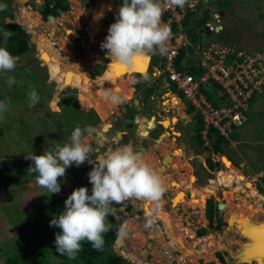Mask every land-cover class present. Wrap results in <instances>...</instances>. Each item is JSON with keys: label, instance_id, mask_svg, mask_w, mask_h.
Instances as JSON below:
<instances>
[{"label": "rangeland", "instance_id": "374dc122", "mask_svg": "<svg viewBox=\"0 0 264 264\" xmlns=\"http://www.w3.org/2000/svg\"><path fill=\"white\" fill-rule=\"evenodd\" d=\"M102 1L68 0L69 9L60 12L56 17V23L48 21L39 23L34 12L39 14L43 0H13L14 17L5 18L0 24L1 30L4 27L10 29V24L13 22L18 23L31 34L33 42V46L19 56L14 71L0 72V100L9 103L8 111L0 119L4 131L0 137V264H4V252L13 247L19 236L30 230L40 213L47 211L54 195L37 184V173L27 171L33 162L25 159L26 155L31 153L42 155L48 148L55 150L58 146L62 147L63 143L68 142L67 138L77 126L81 128L92 126L96 130L93 135L86 138V142L93 148V156L90 157L92 161L110 150L131 145L134 151L139 152L149 166L158 172L166 187L159 201L135 198L127 200L136 207L142 202L149 203L153 206L152 209L163 207L166 211L165 215L169 214V216L166 219L165 215H158L160 227L156 232H151L149 226L141 227L142 233L139 236L137 234L140 229L129 221L127 229L130 233L125 237L124 246L118 248L119 252L128 250L136 255L129 256L130 258L138 263L142 262V259L146 260L148 262L146 264H170L167 259L170 254L173 257V264H230V262L258 264L254 259L243 262L238 257L236 251L249 242L251 237L242 231L239 222L235 231L226 226L227 208H217L212 224H209L206 209L209 201L218 207V204L224 203V196H228L230 203L236 204L235 218L247 217L246 220L263 225L264 201L250 195L249 187L243 184V179L247 180L258 187L259 192L264 195L261 186L264 182L262 176L255 180L252 176L246 179L242 172L246 165L240 167L242 171L236 167L238 177L242 178V181L238 180L233 189L220 184L222 178L219 172L229 170L222 156L233 160L234 155L239 156L238 152H240L248 158L251 167L255 170L261 168L260 173L263 174L264 88L260 97L255 99L247 120L233 130L231 134L235 141L233 148L228 144L225 152L221 154H212L207 149L197 150L194 147L193 136L195 119L186 113V102L177 93L180 100L176 98L177 96L169 99L164 95L165 89L161 84L153 86L152 78L148 73L144 75L131 73L124 76L126 79L124 88L129 95L126 97L120 94L126 98L125 102L115 105L99 94L100 86L96 84V80L94 83L90 81L82 86L80 83L82 80L74 81L71 78L73 73H81L75 72L80 71L81 67L74 71L70 70L72 73L65 71L73 65L83 64L87 69L90 68L91 72L86 73L90 79L102 73L105 77L111 56H108L106 49L101 48V43L105 41L110 25L116 22L123 0H108L112 4L111 12H108L107 6ZM229 2L230 5L220 12L212 7L211 1L208 2L212 8L207 21L218 24L215 17L219 15L222 28L217 32L210 30L209 35H204L222 44L228 43L232 46L235 44L245 51L263 50L264 52V0H229ZM194 12L196 15L201 13L199 8ZM71 29L76 30L79 36ZM89 35L96 40H90ZM196 35L199 39L205 37L198 32ZM50 44L53 48H50ZM49 48L51 53L46 52ZM9 77H15L16 83L9 86L7 83ZM104 79L108 80L106 77ZM92 85L95 91L92 90ZM103 88L120 90L117 81L112 82L111 85L105 81ZM148 88H151L152 94L146 101L143 96ZM33 89L38 92L39 102L30 107L28 93ZM146 94H149L148 90ZM212 100L219 104L220 96H215ZM69 105L72 106V113L75 112L74 109H78L81 116L75 117L72 113V116H67ZM100 109H102L101 115H97L96 112L99 113ZM128 111L133 118L129 119ZM138 116L146 120L143 119L141 122ZM150 116H154L155 119L156 126L153 129L151 127L154 122L153 119H149ZM161 120H164L165 125H168L167 120L171 122L164 128L159 123ZM143 121L144 124H141ZM102 124L106 127L104 132L106 139L100 144ZM140 128L144 130L140 131ZM163 142L166 146L161 148L168 151L165 158L157 150V144ZM203 145L206 146L205 143ZM211 145L212 143L208 142L207 147ZM174 156H177V161L180 156L181 163L178 167H175ZM215 157L219 160H215ZM207 159L213 163L219 162L217 167L219 169L215 167L210 169ZM236 165L238 166L237 163ZM92 168L93 163L85 162L79 167L73 164L66 170V177L60 178L61 191L55 194L57 201L54 210L51 213L45 212L41 221L49 216L60 215L65 210V200L76 188L87 187L91 195L92 184L89 183L88 173ZM187 168H190L189 173ZM184 175L185 196L182 202H179L178 198L174 201L175 193L182 189L179 176ZM190 188L198 194L197 196H205V199L199 202L198 197L190 193ZM127 201L123 205L113 204L115 213H118ZM172 208L176 210L173 216L175 218L180 216L179 227L185 239L188 242L196 241L195 248H198L203 236L207 237L211 234L209 247L213 245L212 257H214L211 261L206 258H196L194 261L181 262L178 259L181 254L180 249L165 248L173 245L169 241L175 244L180 242V236L170 219ZM145 216L149 222L152 221L151 212H147ZM140 217H144L143 214ZM217 218L222 220L220 228H215ZM132 230H136L137 234ZM61 231L58 227L51 226L48 229V237L55 238L56 233ZM195 232L203 236H197ZM166 235L169 241L164 237ZM165 250L168 252L164 253ZM202 251L205 255L211 253L207 249ZM217 253L221 254L223 263L216 257ZM55 254L51 257V261L54 264H63L66 258L57 251Z\"/></svg>", "mask_w": 264, "mask_h": 264}, {"label": "clouds", "instance_id": "9594fccd", "mask_svg": "<svg viewBox=\"0 0 264 264\" xmlns=\"http://www.w3.org/2000/svg\"><path fill=\"white\" fill-rule=\"evenodd\" d=\"M165 2L167 6L183 8L188 0ZM6 7L0 4V11L6 10ZM164 7L161 0H123L118 18L110 25L101 48L107 50L114 62L129 65L139 56L166 54L171 29L162 23ZM49 22L57 21L55 17H49ZM12 34L4 30V40L7 41ZM19 59L6 47H0V72L14 71ZM95 80L102 97L115 105L125 102L126 98L119 92L103 88L105 80L102 77ZM7 83L9 86L15 84V77H9ZM28 96L30 107L39 102L35 89ZM8 109L9 103L0 100V119ZM95 132L92 126H77L62 147L58 146L55 150L48 148L42 155L31 153L25 157L33 162L27 171L37 173V184L51 194L61 191L60 178L66 177V170L73 164L79 167L85 162L93 163L88 173L89 183L92 184L91 195L87 187L76 188L65 200V210L50 221V226L62 230L55 236L56 251L69 259H75L83 241L97 250H103L104 233L110 228L108 217L115 213L113 204L123 205L133 198L159 201L166 191L162 177L131 145L110 150L92 161L93 148L86 138Z\"/></svg>", "mask_w": 264, "mask_h": 264}, {"label": "built area", "instance_id": "2783aa9c", "mask_svg": "<svg viewBox=\"0 0 264 264\" xmlns=\"http://www.w3.org/2000/svg\"><path fill=\"white\" fill-rule=\"evenodd\" d=\"M197 2L198 0H188V3L180 8L167 6L165 0H161V3L165 5L162 23L170 27L171 36L167 41L166 54L149 55L148 74L154 85H162L165 89L164 95L169 99L176 97V93L182 94L183 98L181 97V99L194 106L203 121L201 135L206 145L209 142L206 136L207 131L213 128L217 134L224 138L227 146L233 147L235 145L231 135L233 130L241 126L247 119L253 106L252 98L262 94L264 55L262 53L252 54L216 41L192 42L183 28V20L189 12L196 10ZM215 19L218 24L208 21L202 24L197 32L206 30L215 32L214 27H218V30L222 28L219 15H216ZM182 48L185 49V54L180 64L183 67H195V74H192L189 68L179 70L175 67L174 59L178 57ZM203 85L207 87L204 90H202ZM212 86H215L219 92V94L216 93V96H220L219 104H215L209 97L211 95L209 88ZM215 158V160H219V158ZM261 186L264 189V182ZM139 211L144 217H140ZM129 213L128 221H132L137 229L149 226L151 232H156L160 227V219L152 217V221L149 222L141 205L139 207L133 205ZM114 217L116 221L121 218L117 214ZM132 231L134 234L136 233V230ZM127 233H130L128 229ZM164 237L167 239V235ZM165 252L168 251L165 250ZM167 259L170 264H173L171 254Z\"/></svg>", "mask_w": 264, "mask_h": 264}, {"label": "trees", "instance_id": "16d2710c", "mask_svg": "<svg viewBox=\"0 0 264 264\" xmlns=\"http://www.w3.org/2000/svg\"><path fill=\"white\" fill-rule=\"evenodd\" d=\"M12 1L13 0H0V4L7 6L6 10L0 11V24L3 23L5 18L12 19L14 17L15 7H13ZM209 1H211V4L213 5L212 7H214L216 11H221V10H223L224 7H228L230 5L229 0H206V1L198 0L196 10H197V8L200 9V11H201L200 15L195 14L197 11L196 12H189L188 15H186L184 20H183L184 21L183 22V28L185 29V32L187 33L190 40L194 43L201 42V41L202 42L206 41L205 43H207L209 40L214 41V40L208 39L207 36H205V35H209V34H206L204 31L198 32V33H202L203 36H205V37H203L204 39H199L198 36L196 35L199 27H201L202 24L208 22L207 19L210 16L209 11L212 8L211 4L208 3ZM68 9H69L68 0H43L42 4L40 6V9H39L40 15L35 13V12H34V14L37 16L39 23H41L42 21H45V22L48 21L49 22V17H55L56 18L57 16H59L60 12H66ZM40 16H41V18H40ZM21 18H22V16H21ZM4 30L11 31L13 33L12 36L7 39V41H5L4 37H3V31ZM220 44H222V43H220ZM223 45H229L230 46L231 44H228V43L225 44L224 43ZM32 46H33V42L31 41V34L29 32H27L25 29H23L21 27V25H19L18 23L13 22L10 24V29H7L4 27L3 29L0 30V47H6L13 55L20 56V55L24 54L26 51H28ZM233 46L236 49L244 50L243 48L238 47L235 44H233ZM50 48H53V45L50 44ZM50 48L46 50L48 53H51ZM257 51L255 50V51H247V52L252 53V54H256V53L260 52V51H258V52ZM260 53L264 54L263 50H261ZM184 54H185V49L184 48L180 49V53H179L178 57H176L174 59L175 67H177V69H179V70L189 68V71H191L192 74H195V72H196L195 67H193V66H188V67L181 66L180 62H181V59L183 58ZM79 67H82V69L80 71H75V72L87 73L88 71H90V68L87 69L82 64L73 65V66L69 67L68 69H66L65 71L71 72L72 70L73 71L77 70ZM71 73L68 74L70 77H71ZM129 74H131V73L124 74L115 80V82L116 81L118 82V88L120 89V90H117V92H119V94L125 95L126 97L129 95V93L124 88L126 86L125 85L126 79L124 78V76L129 75ZM97 77H102L103 79L105 78L104 73H102L101 75H99ZM71 78L74 81H77V79H75L73 77H71ZM96 78H94V79L89 78V80H87V81L82 79V81L80 83L82 86L86 85L87 82L89 83L90 81H93V83H94ZM104 80L111 85V83H112L111 81L106 80V79H104ZM70 81H71V79H70ZM204 88H207V87L205 85H203L202 90H204ZM209 89H210L209 91L211 94L209 97H210V99H212L213 97L216 96V93L218 91L215 88V86H212ZM92 90L95 91V89H93V85H92ZM96 90H97V88H96ZM147 90H148L149 94H146ZM146 92L144 93L143 98L147 101V98L149 99L151 97V94H152L151 88L146 89ZM218 94H219V92H218ZM179 95H180V97L183 98L182 94H179ZM256 98H258V96H254L251 101L254 102V100ZM91 102L93 104L92 100H91ZM67 108L69 109L67 116H72V115H74L75 117L81 116V112L78 109H74L75 112L72 113V106L69 105V107H67ZM101 112H102V109L99 110L100 115H101ZM71 113H72V115H71ZM186 113L191 115L192 118L195 119V126L193 128L194 133H195L193 135L194 139H195L194 147L197 150L207 149L212 154L224 153L225 148L227 147V144L225 143L224 138L221 135L217 134L216 133L217 131L213 128H210L207 131V135H206L209 142H211L212 145L210 147H207V145L206 146L203 145L204 140H203L202 135H201V131L203 130V121H202V118L197 114L194 106L191 105V103L186 102ZM249 113H248V115H249ZM248 115H247V118H248ZM3 133H4L3 128L0 125V137L3 135ZM162 146H166V143L163 142V143L157 144V150L159 152H161V154H163V158H165L168 155V151H165L164 149H162L161 148ZM178 154L179 153H177L176 155H178ZM170 155H171V153H170ZM178 158H179L178 161L181 160L180 157H178ZM178 161L175 160V167H178V165H180L181 161L180 162H178ZM207 163H208L210 169H213L214 167L217 168V167H219V164H220L219 162L213 163L209 159H207ZM217 169H219V168H217ZM189 171H190V168H187V173H189ZM262 179L264 180V173L262 175ZM179 180H180V182H182V183H179L180 186L182 187V189H180L178 192L175 193L174 201H176V199L178 198L179 202H182V200L185 196V187H184L185 175L179 176ZM190 193H192L194 196L198 197L199 202H202L203 199H205V196H201V197L197 196L198 194L193 192L191 190V188H190ZM52 197L53 198L51 199V203L49 204V206L47 207V211H45V212L51 213L54 210V205L56 204L57 198L55 197V194ZM223 202H224L223 208L226 207L228 210V214L226 216V226L229 227L231 230L235 231V227L238 226L237 223L234 221V218H235L234 212H235L236 204L230 203L231 200L228 196H224ZM140 205L142 208L146 209L148 212H151L150 207L145 206V204L143 202ZM130 208H131V205L127 206V209H130ZM162 210H164V209H162ZM216 210H217V205H214L211 201H209L207 209H206V216H207V219L209 220V224H212L213 215H214ZM175 211L176 210L174 208H172V210H170L171 221L173 223L174 229H176V231L178 232V234L180 236L181 242L175 244V242L169 241L173 245L166 246V247H170L173 249H175V248L180 249L181 254L178 257V259L181 262L186 261V260L194 261L196 258H206L208 261H211L213 259V257H212L213 256V254H212L213 253V245L211 244L209 247V239L211 238V234L206 237V236H203V234H201L199 232H195L197 236H203L202 242H200V243L198 242L199 246H198V248H195L196 246H194V245H195L196 241H189L188 242L185 239L184 234L181 232L182 229L179 227V220H178L180 218V216L175 218L173 216V212H175ZM45 212L40 213L37 220H35L33 225H31L30 230L27 231V233H25L24 235L19 236L17 241L14 243L13 247L9 251L4 252V264H54L51 261V257H54L56 255L55 254L56 245L54 243L55 238L50 239V237H48V233H49L48 229L51 227L50 221L55 217L49 216L45 220L41 221V219L45 215ZM114 215H115V213H114ZM114 215H110L108 217L107 222H108L109 226L112 225L113 227L110 226L109 231L104 233L105 243L103 246V250H97L89 242L83 241L82 245H81V250L76 254L75 259L68 260V257L65 255L63 257L66 259L63 260V264H130L121 255H118L117 253H115L111 249V244L113 243V241L115 239V235H116V228L114 226L116 224V220L114 218ZM56 217H58V216H56ZM202 218L204 219L203 215H202ZM230 220H232V223H230ZM127 223H129V221H127ZM127 223H126V228H127ZM221 223H222V220L220 218H217V220L215 222V228H220ZM139 234H141V229H140L139 233L137 234V236H139ZM202 249H207L209 252L211 250L212 252L209 255H205L204 252L202 251ZM216 255L220 261H223V258H222L220 253H217ZM127 256L129 257V256H136V255L128 253Z\"/></svg>", "mask_w": 264, "mask_h": 264}, {"label": "bare ground", "instance_id": "6f19581e", "mask_svg": "<svg viewBox=\"0 0 264 264\" xmlns=\"http://www.w3.org/2000/svg\"><path fill=\"white\" fill-rule=\"evenodd\" d=\"M102 2H104V4L107 6L108 12L109 11L111 12L112 11V4L110 3V1L103 0ZM89 39L93 41L94 38H93V36L89 35ZM94 40H96V39H94ZM48 56H50V54H48ZM109 59L110 60L108 61V67L106 68V71L107 72H106L105 77L109 81L111 80V82L112 81L115 82L116 79H118L120 76H122L124 74H127V73L139 72L140 74H143L144 75L146 73L147 68H148V65H149V55L137 57L135 59L134 63H132L131 65H129V64H123V63H116V62L113 61V58L112 57L111 58L109 57ZM52 61H57V60L56 59H52ZM170 156L172 157V155H170ZM222 160H223L225 166L229 167V170H227V171L222 170V171L219 172L220 173V176L222 178V181H221L220 184L227 185V188H233L234 189V185H237L238 180L239 181H242V178H239L238 177L237 168L231 163V161L226 156H222ZM243 181H244L243 184H245L246 186L249 187V194L250 195H252L254 198L255 197H258L262 201H264L261 198V195H260L262 193L259 194V191L256 190L253 187V185L250 182H248L247 180L243 179ZM161 213L162 214H158V215H165V214H163V212H161ZM168 216H169V214H168ZM168 216L165 215L166 219L168 218ZM242 218H244V219H242ZM242 218H234V221L236 223L239 222L240 226L242 227V231H244L245 234H247L249 237H253L254 240H256V238L259 237V236L262 237L261 235L264 234V228H263L264 225H259L256 221H254V222L253 221H249V219L246 220L247 217H242ZM230 223H232V220H230ZM258 245H259V242L258 241L257 242L255 241V246H256V248H254L255 251L250 247V245L247 246V247L244 246L245 247L244 248V252H245L244 253V256H247L248 261L253 260V259L256 260L255 259L256 255H257L256 252L260 250V246H258ZM263 246H264V244H263ZM257 258L259 259V260H257V262L260 261L259 263L262 264L261 257H257Z\"/></svg>", "mask_w": 264, "mask_h": 264}, {"label": "water", "instance_id": "95a60500", "mask_svg": "<svg viewBox=\"0 0 264 264\" xmlns=\"http://www.w3.org/2000/svg\"><path fill=\"white\" fill-rule=\"evenodd\" d=\"M205 29H207V28H205ZM67 31V30H66ZM71 31H74V32H76V30H72L71 29ZM218 31V27H216L215 28V32H217ZM206 32V34H210V31H205ZM77 33V35L79 36V34H78V32H76ZM77 36V37H78ZM149 62H150V56H149ZM149 66V65H148ZM148 69V68H147ZM134 73H139V72H134ZM154 118V117H153ZM153 118H151V120L153 119ZM174 118H176V117H174ZM143 119H145V118H143ZM168 121V125H169V123L171 122L170 120H167ZM159 123L162 125V127H164V128H166V127H168V125H165V123H164V120H161V121H159ZM229 159V158H228ZM230 160V159H229ZM259 194H260V192H259ZM261 195V194H260ZM261 198L264 200V195L262 194L261 195ZM223 204L222 203H220V204H218V209H221V208H223ZM130 218V217H129ZM127 221H128V218H126L124 221H122L121 223H119V224H117V225H115V228H116V235H115V239H114V241H113V243L111 244V249H112V251H114L115 253H117L118 255H121L126 261H128L130 264H146V263H148L146 260H141L142 262H139L138 263V261H136V260H133V258H130V257H128L127 256V254L128 253H131L130 251H125V252H122V251H118V248L119 247H122V246H124V240H125V237H126V233H127V228H126V223H127ZM263 225H264V222H263ZM264 228V227H263ZM262 237H257L256 238V240H252L249 244H250V247L254 250V248H256V246H255V241L257 242H259V245L258 246H260V250L259 251H257L256 252V257H255V261L257 262V260H259L257 257H263L264 256V246H263V244H264V234L263 235H261ZM262 238V239H261ZM255 251V250H254ZM131 254H133V253H131ZM138 259H140V258H138ZM262 259V264H264V258H261ZM260 261H258L257 263L258 264H261V263H259ZM233 262H230V264H232Z\"/></svg>", "mask_w": 264, "mask_h": 264}, {"label": "flooded vegetation", "instance_id": "af4514ba", "mask_svg": "<svg viewBox=\"0 0 264 264\" xmlns=\"http://www.w3.org/2000/svg\"><path fill=\"white\" fill-rule=\"evenodd\" d=\"M109 56V55H108ZM112 62V61H111ZM110 62V63H111ZM83 65V64H82ZM84 66V65H83ZM81 69H82V67H81ZM72 77L73 78H75V79H77V80H79V81H81L82 79H84V80H88L89 79V77H87V74L86 73H77V74H74L73 73V75H72ZM111 81V80H110ZM113 82V81H112ZM154 85V84H153ZM153 97V96H152ZM151 98V97H150ZM129 100H131V99H129ZM128 101H126V103H127ZM137 106V105H136ZM139 109V108H138ZM97 113V115H100L98 112H96ZM125 113L123 112V115H124ZM127 114L129 115V111L127 112ZM131 117L133 118V116H130L129 115V119H131ZM135 117V116H134ZM152 117H154V116H152ZM149 119H151V116H150V118ZM153 125H152V129L153 128H155V126H156V124H155V119L153 118ZM141 124H144V122L143 123H141ZM162 126V125H161ZM101 127H102V132H101V139L99 140V143L100 144H103V139H106V137H105V135H104V132L106 131V127L102 124L101 125ZM140 131H142V130H144V129H139ZM177 157V156H176ZM176 157H175V159H176ZM180 157V156H179ZM176 161H177V159H176ZM257 190L258 191H260L259 190V188L257 187ZM158 203V202H157ZM159 203H161V202H159ZM129 205H131V208L130 209H127V206H129ZM146 206H149L150 207V210H151V216H153V217H156V218H158L159 219V217H158V214H162L161 212H163V214H166V211H164L165 209L163 208V207H161L160 209H151L153 206H151L149 203L148 204H145ZM133 208V205L129 202V201H127L126 202V205L121 209V210H119L118 211V213H115V214H117V215H119V216H121V218H119L117 221H116V224H118V223H121L122 221H124L128 216H130V211H131V209ZM218 208V207H217ZM162 209H164V210H162ZM145 211H146V213L148 212L146 209H145ZM139 214H141L142 212H138ZM115 218V217H114ZM171 219V218H170ZM169 219V220H170ZM116 220V219H115ZM119 221V222H118ZM128 224L129 223H127V226H128ZM115 226V225H114ZM111 227H113L112 225H111ZM252 240H254V238L253 237H251V239H250V241L249 242H247V243H245L246 245H243V247H241L240 249H238L236 252H237V255H238V257H240L242 260H243V262H247L248 261V258H247V256H244V248L245 247H247V246H249L250 244V242L252 241ZM245 246V247H244ZM217 257V256H216ZM218 258V257H217ZM261 258H264V257H261ZM219 260V259H218ZM222 263H223V261H221Z\"/></svg>", "mask_w": 264, "mask_h": 264}, {"label": "crops", "instance_id": "0c3cea01", "mask_svg": "<svg viewBox=\"0 0 264 264\" xmlns=\"http://www.w3.org/2000/svg\"><path fill=\"white\" fill-rule=\"evenodd\" d=\"M40 15V14H39ZM226 44V43H225ZM260 97V96H259ZM255 101V100H254ZM253 105H254V102H253ZM139 117V120L142 122V120H143V118L141 117V116H138ZM151 118H153L152 116H151ZM146 120V119H145ZM144 122V121H143ZM148 125V124H147ZM235 146V145H234ZM233 148V147H232ZM236 154V153H235ZM238 154H239V156H241L242 154H240V152H238ZM234 155V154H233ZM238 155H234V161L232 160V159H230V161H231V163L235 166V167H237L239 170H241L240 169V167L242 168V166H245L246 165V168L244 169L243 168V174H244V176H245V178L246 179H248V176H252V178H254V180L255 179H257V178H259V177H261L262 175H261V173H260V171H261V168L260 169H258V170H255L253 167H251L250 166V164H249V161H248V158H246V156L243 154L241 157H242V159H241V157H239ZM244 156V157H243ZM236 163L238 164V166L236 165ZM217 169V168H216ZM264 173V172H263ZM246 192H248V190L246 191ZM256 207H258L257 205H256ZM258 209H259V207H258Z\"/></svg>", "mask_w": 264, "mask_h": 264}]
</instances>
